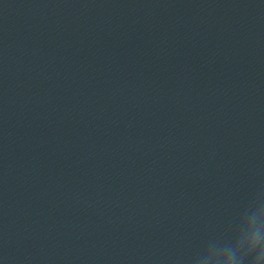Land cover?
<instances>
[{"label": "water", "instance_id": "1", "mask_svg": "<svg viewBox=\"0 0 264 264\" xmlns=\"http://www.w3.org/2000/svg\"><path fill=\"white\" fill-rule=\"evenodd\" d=\"M261 195L264 0H0L9 263L191 264Z\"/></svg>", "mask_w": 264, "mask_h": 264}, {"label": "clouds", "instance_id": "2", "mask_svg": "<svg viewBox=\"0 0 264 264\" xmlns=\"http://www.w3.org/2000/svg\"><path fill=\"white\" fill-rule=\"evenodd\" d=\"M208 256L214 257L215 264H257L258 258L264 256V195L245 209L231 242L222 243L219 238L209 240L191 264H199L201 258Z\"/></svg>", "mask_w": 264, "mask_h": 264}]
</instances>
